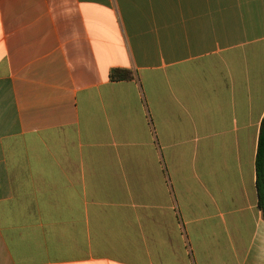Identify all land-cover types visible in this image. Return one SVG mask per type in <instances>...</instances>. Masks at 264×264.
Masks as SVG:
<instances>
[{
	"label": "crops",
	"instance_id": "1",
	"mask_svg": "<svg viewBox=\"0 0 264 264\" xmlns=\"http://www.w3.org/2000/svg\"><path fill=\"white\" fill-rule=\"evenodd\" d=\"M262 118L264 0H0V264H264Z\"/></svg>",
	"mask_w": 264,
	"mask_h": 264
},
{
	"label": "trees",
	"instance_id": "2",
	"mask_svg": "<svg viewBox=\"0 0 264 264\" xmlns=\"http://www.w3.org/2000/svg\"><path fill=\"white\" fill-rule=\"evenodd\" d=\"M111 81H129L134 78L133 73L127 69H114L110 72ZM255 187L257 192V206L264 217V118L259 127L255 156Z\"/></svg>",
	"mask_w": 264,
	"mask_h": 264
}]
</instances>
